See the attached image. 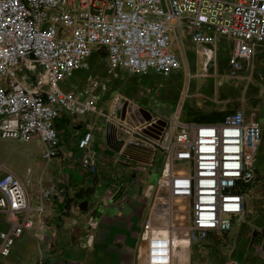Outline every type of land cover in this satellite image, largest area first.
Masks as SVG:
<instances>
[{"label":"built area","instance_id":"obj_1","mask_svg":"<svg viewBox=\"0 0 264 264\" xmlns=\"http://www.w3.org/2000/svg\"><path fill=\"white\" fill-rule=\"evenodd\" d=\"M220 37L232 42L226 77L238 81L252 59V42L264 39V0H0V139L26 142L36 137L45 146V158H57L59 112L80 117L98 112L99 97L92 87L85 99L62 87L74 73L89 69L94 52L105 54L110 74L117 69L140 76L182 73L190 82L194 75L187 39L201 53L202 75L208 76ZM186 97L187 91L182 99ZM102 115L126 127L113 114ZM127 130L144 136L143 129ZM92 141L88 128L78 146L84 152L83 168L95 173ZM150 142L164 158L157 181L161 195L169 205L177 198L189 201L186 237L191 246L230 232L246 215L263 142L256 113L234 109L217 122L176 116ZM27 173L22 180L0 167V210L9 225L0 233V260L11 256L17 240L36 226L37 213L45 209L43 204L32 208ZM59 192L52 185L40 196L44 201ZM141 239L147 264H174L171 233H155L147 220Z\"/></svg>","mask_w":264,"mask_h":264},{"label":"crops","instance_id":"obj_2","mask_svg":"<svg viewBox=\"0 0 264 264\" xmlns=\"http://www.w3.org/2000/svg\"><path fill=\"white\" fill-rule=\"evenodd\" d=\"M220 42L228 45L230 51L221 66L213 68L214 63L209 75L204 76L202 55L187 39V59L189 50L199 54L193 78L204 79L200 88L192 85V80L187 82L182 73L169 77L140 76L117 69L110 74L105 54L96 51L89 59L88 70L78 71L66 80L76 79L79 89L67 86L63 89L66 92L77 89L78 96L85 99L92 87L99 97L98 112L84 117L65 110L59 112L55 120L61 145L59 157L47 160L45 146L36 137L26 142L0 139V167L6 166L22 180L30 171L31 184L27 189L30 204L36 210L42 204L45 207L37 213L36 226L17 240L11 256L1 259L0 264H147L141 233L147 220L152 221L153 227L158 223L156 212L160 207H155L156 196L162 194L157 184L152 183L151 173L157 170L161 174L164 165L163 156L154 150L151 139L176 116L182 118L186 114V120L199 122L190 113L227 112L228 108L244 110L247 115L256 113L263 126V142L256 157L257 179L246 197L247 213L230 232L213 234L206 243L191 246L186 237L189 201L182 199L188 212L179 234L185 237L188 259L177 263L197 264L198 259L191 257L192 248L196 247L199 249L195 254L210 264L228 261L264 264V39L252 42V59L241 78L234 82L226 77L232 42L218 38L216 53ZM190 69L193 72L191 65ZM119 75L131 78L121 82ZM152 78L174 85L163 89L162 94ZM158 91L159 98L167 96L176 104L171 117L153 114L143 106L148 101L142 96H156ZM186 91L187 97L182 99ZM106 113L115 114L126 127L108 122L102 115ZM127 126L143 129L144 136L131 133ZM88 128L93 130L90 150L97 164L95 173L83 168L84 152L78 146ZM21 146L23 149L19 151ZM52 185L60 192L43 201L40 191ZM161 196L164 202L168 199ZM8 229L6 215L0 210V233ZM215 238L222 241L216 243Z\"/></svg>","mask_w":264,"mask_h":264},{"label":"rangeland","instance_id":"obj_3","mask_svg":"<svg viewBox=\"0 0 264 264\" xmlns=\"http://www.w3.org/2000/svg\"><path fill=\"white\" fill-rule=\"evenodd\" d=\"M221 38V37H220ZM189 50V49H188ZM230 51V48L228 47V45H226L224 42H220V44H219V46H218V50H217V53H216V61H215V65L213 66V68L214 67H216V66H221V64H222V61L224 60V58L227 56V54H228V52ZM199 54H197V53H195V51H191V50H189L188 51V56H190V58H188L189 59V63H190V65H191V67H192V73H196L197 72V64H198V61L200 60L199 59V56H198ZM102 56H104V54H102ZM96 63H98V60H96ZM195 68H196V71H195ZM131 78V76H129V75H119V79L121 80V82H123V81H125V80H128V79H130ZM132 82H137V83H139L140 84V82L139 81H136V80H131ZM151 81H153V83L154 84H157V85H159L160 86V90H161V92H162V94L164 93L163 91L166 89V88H168V87H172L174 84L173 83H170V82H162L161 80H158V79H155V78H152L151 79ZM120 84H122V83H120ZM205 84V81H204V79H198V78H193L192 79V85H196L198 88H200V86L201 85H204ZM76 85H77V82H76V79H69L68 81H66V84H62V87L63 88H65L66 86L67 87H69L70 89L71 88H75L76 87ZM77 88V87H76ZM77 89H79V88H77ZM77 89H75V91L77 90ZM164 89V90H163ZM159 92L160 91H158L156 94V96H151V95H148V96H142V98H144V100L145 101H148L147 102V104L146 103H143V106L145 107V108H148V110H150L153 114L154 113H157V112H159V114L162 116V117H171V113L174 111V109L175 108H177V106H176V104L174 103V102H172V100H171V98H168L167 96H165V97H161V98H159L158 97V94H159ZM85 93V92H84ZM86 94V93H85ZM189 96H192V95H189ZM188 100H191V98L189 97L188 98ZM124 109V108H123ZM231 110H234L233 108H228V110H227V112H229V111H231ZM122 111H124V110H122ZM226 111L225 112H222V114L224 115V114H226L227 113ZM114 116H116L115 114H113ZM156 115H158V114H156ZM117 117V116H116ZM118 118V117H117ZM187 119V117H186V114H185V116L184 117H182V120H186ZM158 122V121H157ZM23 145V144H22ZM23 149V147L21 146V147H19V151H21ZM158 159L159 160H161L160 159V157L158 156ZM163 161H164V158H163ZM163 161H162V163H161V166L160 167H162V165H163ZM159 170H160V168H159ZM152 179H151V181H152V183L154 184V185H156L157 184V179L159 178V177H157V176H159L160 175V172H158L157 170H155V171H153L152 173ZM82 177L80 176L79 177V179H81ZM158 196V195H157ZM157 196H156V201H157ZM166 200V202L168 203V199L166 198L165 199ZM155 206H156V204H155ZM180 209H176V212L177 211H179ZM153 212V211H152ZM165 215V214H164ZM165 216H167V215H165ZM167 217H165V219H166ZM174 220H173V222H174V224H175V227L177 228V230H178V236L180 237V239H185V237H183V236H181L180 234H179V227H183V226H185V224H184V221H185V217L184 216H182V214H178V213H175V215H174ZM224 239H225V236L223 237ZM220 241H222V240H220V239H218V238H215V242L217 243H219ZM205 246V245H204ZM203 246V247H204ZM199 248H196V247H194V248H192V250H193V252H194V254H192V258L193 259H198V263L197 264H210V263H207V262H205L204 260H202L203 258L199 255V256H197L196 254H195V250H198ZM197 256V257H196ZM175 261L176 262H174V264H178L177 263V260H176V258H175Z\"/></svg>","mask_w":264,"mask_h":264},{"label":"bare ground","instance_id":"obj_4","mask_svg":"<svg viewBox=\"0 0 264 264\" xmlns=\"http://www.w3.org/2000/svg\"><path fill=\"white\" fill-rule=\"evenodd\" d=\"M157 198L158 199L155 207H160V211H155L158 216V223L154 226V231L155 233L161 232L163 234L171 233L174 240V258H176V260H178L180 263H184L188 259L186 254L187 246L186 242L183 239H180L178 236V230L173 222V217L175 213L185 216V214L188 212V207L183 203L181 198L174 199L172 205L167 204L166 201H162L163 198L161 195H158ZM176 209L180 210L176 212ZM165 217L167 218L165 219Z\"/></svg>","mask_w":264,"mask_h":264},{"label":"trees","instance_id":"obj_5","mask_svg":"<svg viewBox=\"0 0 264 264\" xmlns=\"http://www.w3.org/2000/svg\"><path fill=\"white\" fill-rule=\"evenodd\" d=\"M195 116V120L199 122H217L223 119L224 115L222 112H212L210 114L206 113H190Z\"/></svg>","mask_w":264,"mask_h":264},{"label":"water","instance_id":"obj_6","mask_svg":"<svg viewBox=\"0 0 264 264\" xmlns=\"http://www.w3.org/2000/svg\"><path fill=\"white\" fill-rule=\"evenodd\" d=\"M84 205H86V203H84ZM83 209H85L86 207L84 206V207H82Z\"/></svg>","mask_w":264,"mask_h":264}]
</instances>
